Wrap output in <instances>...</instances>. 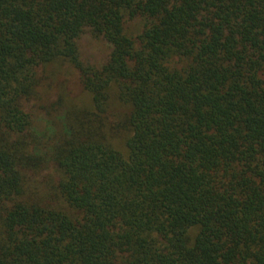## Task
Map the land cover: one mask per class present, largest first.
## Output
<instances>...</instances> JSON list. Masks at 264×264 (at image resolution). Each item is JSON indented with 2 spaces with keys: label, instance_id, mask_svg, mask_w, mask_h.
Segmentation results:
<instances>
[{
  "label": "trees",
  "instance_id": "16d2710c",
  "mask_svg": "<svg viewBox=\"0 0 264 264\" xmlns=\"http://www.w3.org/2000/svg\"><path fill=\"white\" fill-rule=\"evenodd\" d=\"M0 264H264V0H0Z\"/></svg>",
  "mask_w": 264,
  "mask_h": 264
},
{
  "label": "rangeland",
  "instance_id": "374dc122",
  "mask_svg": "<svg viewBox=\"0 0 264 264\" xmlns=\"http://www.w3.org/2000/svg\"><path fill=\"white\" fill-rule=\"evenodd\" d=\"M85 41L83 42V47L86 55L93 60L91 56L97 59H101L105 54V46L101 41H93L88 37H85Z\"/></svg>",
  "mask_w": 264,
  "mask_h": 264
}]
</instances>
